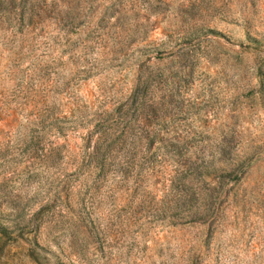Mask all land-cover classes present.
Returning <instances> with one entry per match:
<instances>
[{"label":"rangeland","instance_id":"rangeland-1","mask_svg":"<svg viewBox=\"0 0 264 264\" xmlns=\"http://www.w3.org/2000/svg\"><path fill=\"white\" fill-rule=\"evenodd\" d=\"M0 264H264V0H0Z\"/></svg>","mask_w":264,"mask_h":264}]
</instances>
